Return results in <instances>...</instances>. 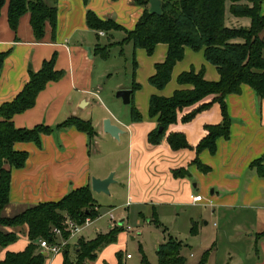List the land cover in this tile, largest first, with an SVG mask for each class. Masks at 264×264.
I'll use <instances>...</instances> for the list:
<instances>
[{
    "label": "crops",
    "instance_id": "crops-1",
    "mask_svg": "<svg viewBox=\"0 0 264 264\" xmlns=\"http://www.w3.org/2000/svg\"><path fill=\"white\" fill-rule=\"evenodd\" d=\"M8 4L9 0L0 16V53H7L0 69V105L12 101L23 90L31 71L41 70L44 61L55 57V69L62 71V76L48 82L32 108L14 115L15 126L31 129L46 125L54 128L76 116L92 121L97 136L90 138L88 133L76 127H67L42 134L40 146L34 142L16 143L17 150L26 151L29 155L22 168H11L9 164L5 166L11 168V187L10 202L2 212L9 206L26 209L58 201L77 188L91 187L92 177L106 178L114 172L116 182L110 185V194L92 190L99 205V215L70 245L73 248L80 238L91 240L117 228V240L103 246L91 264H118L119 254L122 264L133 258L125 257L123 249L130 236L136 239L135 234L142 232L135 233L137 229L129 225L131 208L138 212L139 219L160 227L159 217L164 213L178 218L180 210L201 205L212 208L213 213L234 214L252 240L249 247L253 245L255 249V264H264V238L261 236L264 232V175L252 166L264 155V98L249 85H244L238 94L227 95L230 136L218 138L214 153L208 149L199 155L188 148L173 150L166 138L160 144H152L149 134L158 128L157 117L149 114L153 95L171 97L178 89H191V84H180L178 81L183 72L191 70H203L204 77L209 81L220 79L217 67L206 59L204 49L196 51L186 47L185 56L174 66L169 83L158 89L150 83V77L156 73V64L166 59L168 45H156L151 55L146 49H135L133 46V82L113 87L115 90H132L131 103L124 104L117 96L113 99L108 86L102 84V80L111 73V68L101 62L109 58V52L104 58L101 50H108L110 45L125 44L123 40L127 32L94 30L88 25L87 14L93 11L103 20L112 19L126 30H133L146 6L138 5L135 0H56V27L47 23L46 33L39 40L31 26L30 13L21 17L16 29L10 26ZM230 5L228 0L226 24L230 27L250 26L251 19L234 16ZM114 31L123 32L125 36L119 42L103 45L101 38L108 34L113 36ZM135 83L140 86L134 90ZM133 107L140 112V120L133 118ZM192 108H186L184 113ZM181 116L169 126L168 133H184L194 147L206 135L205 125L218 124L223 119L217 103L190 122H183ZM107 118L124 131L120 139L104 131V120ZM197 158L208 167L207 172L194 162ZM177 170H184L185 173L178 175ZM197 194L211 200L212 204H206L205 200L194 203L192 197ZM102 196H107L104 200L111 206L107 216L109 228L104 233H98L96 228L94 237L87 238L85 231L101 218L102 205L99 201ZM4 229L16 232L18 238L7 247H0V261L8 251H23L30 243L25 226ZM169 236L173 235L169 233L165 240ZM139 247L143 254L142 243ZM42 253L46 258L45 264H63L62 253L55 256Z\"/></svg>",
    "mask_w": 264,
    "mask_h": 264
},
{
    "label": "trees",
    "instance_id": "trees-1",
    "mask_svg": "<svg viewBox=\"0 0 264 264\" xmlns=\"http://www.w3.org/2000/svg\"><path fill=\"white\" fill-rule=\"evenodd\" d=\"M135 1L138 5L146 6V9L133 30H126L112 19L103 20L93 11L87 14L89 27L105 32L125 30L127 36L123 43L131 42L135 49L144 48L150 55L154 53L156 45L167 44L169 49L166 59L156 64V73L150 77V83L158 89L169 83L174 66L185 56L186 47L196 51L204 49L206 59L217 67L220 79L209 81L204 77L203 70H191L183 72L178 79L180 84H191V89H178L171 97L153 95L150 99L149 114L151 117H157L158 128L149 134L148 139L152 144H160L166 138L173 150L188 148L195 150L199 155L208 149L214 153L218 138L230 136L231 118L225 100L227 95L238 94L244 85H249L264 98L263 0H230V12L234 16L251 19L248 27H230L226 24L228 0H161L160 15L150 12V0ZM6 3L7 0H0V16ZM26 13H30V23L39 40L46 33L47 23L53 28L56 27V0H9L8 17L13 29L17 28L21 17ZM101 53L104 58L108 57L106 48H102ZM6 56L7 53H0V69ZM55 61L56 58L53 57L44 61L41 70L31 71L30 79L23 90L12 101L0 105V247L5 248L18 238L16 232L6 231V227L27 226L30 239L23 251H8L0 264H45L46 258L38 244L40 238H50L51 229L55 226L62 227L66 216L83 222L86 217L94 219L99 215V205L88 185L73 190L58 201L30 206L13 216L1 213L10 202L11 168L24 167L29 155L26 151L17 150L16 143L34 142L40 146L42 134L67 127H76L88 133L90 138L97 136L92 121L76 116L54 128L46 125L31 129L15 126L14 115L32 108L38 94L48 82L58 80L62 76L63 72L55 69ZM139 86L135 83L133 89H138ZM212 95L211 99H207ZM216 103L220 105L223 119L218 124L205 125L207 133L197 146H192L182 132L168 133L169 126L176 123L180 115L183 122H190ZM192 106L191 110L184 113L186 108ZM132 116L135 120L141 119V114L135 107L132 108ZM194 162L203 171H208V167L198 158ZM6 164L11 168H6ZM263 164L264 155L252 163L260 175H264ZM176 173L183 175L185 172L177 170ZM118 231L115 228L91 240L80 238L73 248L68 246L64 249L63 264H91L103 246L117 240ZM191 232H196L195 225ZM261 236L264 238V232ZM183 248L182 241L169 236L158 248L159 264H187V259L182 253ZM119 258L118 264H122L120 254ZM206 260L207 253L198 264H206ZM143 263L150 264L144 253Z\"/></svg>",
    "mask_w": 264,
    "mask_h": 264
},
{
    "label": "rangeland",
    "instance_id": "rangeland-1",
    "mask_svg": "<svg viewBox=\"0 0 264 264\" xmlns=\"http://www.w3.org/2000/svg\"><path fill=\"white\" fill-rule=\"evenodd\" d=\"M124 36L125 33L114 31L113 36L108 34L101 38V42L103 45H109L110 42L121 41ZM108 50L109 58L99 60L111 68V73L102 80V84L108 86L111 97L116 99L119 89L115 90L113 87L119 83L131 84L133 82V45L131 43L114 44L110 45ZM127 107L130 108V106H125L126 109ZM105 197L107 196H102L99 201L102 205L101 218L85 231L87 238L94 237L97 233L96 228H98V233H104L109 228L107 216H109L111 206L106 203ZM211 209L204 205L184 208L179 211L178 218L174 214L164 213L159 217L162 225L156 227L154 224L150 225L143 219H139L138 212L131 208L129 225L137 229L135 233H142L135 234L136 239L132 236L128 238L123 254L125 257L130 255L133 258L128 259L127 264H145L139 247L140 243L144 247V254L150 264H159L158 245L165 243V238L169 233L183 242L182 253L187 259V264H198L205 253H207L206 264H255L257 261L255 249L253 245L249 247L252 240L239 225L235 215L225 216L221 212L213 213ZM24 210L9 206L1 213L5 216H13ZM194 224H196L197 231L192 233L191 228ZM164 229L167 231L165 232Z\"/></svg>",
    "mask_w": 264,
    "mask_h": 264
},
{
    "label": "built area",
    "instance_id": "built-area-1",
    "mask_svg": "<svg viewBox=\"0 0 264 264\" xmlns=\"http://www.w3.org/2000/svg\"><path fill=\"white\" fill-rule=\"evenodd\" d=\"M193 202H206L212 204L211 200H207L203 195H194ZM94 222L91 217H86L83 222H78L70 216H66L62 227L55 226L51 229V237H42L38 240L39 248L42 252H46L48 256H55L63 253L64 249L71 245L72 240L82 234L84 229ZM130 257V255H128Z\"/></svg>",
    "mask_w": 264,
    "mask_h": 264
},
{
    "label": "water",
    "instance_id": "water-1",
    "mask_svg": "<svg viewBox=\"0 0 264 264\" xmlns=\"http://www.w3.org/2000/svg\"><path fill=\"white\" fill-rule=\"evenodd\" d=\"M150 12L155 14H162L161 0H150ZM131 89H121L116 96L121 98L124 104L131 103ZM162 130V127H160ZM104 131L110 134L115 139H120V135L124 132L118 125L114 124L110 118L104 120ZM115 173L111 172L106 178L92 177L91 187L96 193L110 194V185L115 183Z\"/></svg>",
    "mask_w": 264,
    "mask_h": 264
}]
</instances>
